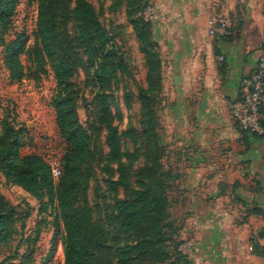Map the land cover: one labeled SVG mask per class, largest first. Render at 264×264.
Here are the masks:
<instances>
[{
    "label": "trees",
    "instance_id": "16d2710c",
    "mask_svg": "<svg viewBox=\"0 0 264 264\" xmlns=\"http://www.w3.org/2000/svg\"><path fill=\"white\" fill-rule=\"evenodd\" d=\"M19 3L20 0H0V54L12 82L26 78L40 81L50 72L54 74L57 88L52 106L67 148L61 160L62 174L55 178L51 164L42 155L22 154L25 131L5 116L0 122V174L8 184L36 198L40 202V214L49 207L53 210L55 233L51 254L57 247L61 222L64 264H192L182 249L184 242L178 239V228L168 219L171 177L162 171L156 156L140 174L139 189H131L130 175L122 162V140L133 138L135 131L119 132L109 93L125 64L94 6L88 0H37L38 14L31 38L25 31L11 36ZM127 3V17L146 60V85L139 88L138 94L142 134L150 139L157 125L156 99L163 89V60L152 35L151 22L143 15L145 3L142 5L137 0ZM228 30L231 35L220 39L231 38V25ZM79 71L97 89L93 123L87 126L79 118L78 93L72 83ZM260 113L264 128V106ZM101 129L106 133L108 162L117 164L119 173L117 180L109 182V187L113 191L119 188L129 191L127 199L115 202L112 212L107 214L108 221L120 235L133 236L132 243L112 241L109 230L95 221L88 200L93 164L100 155ZM250 134L264 137V134ZM18 221L17 208L0 193V246L15 237ZM41 230L38 225L34 235L23 242L26 251L21 264H34ZM259 236L264 237V232ZM255 250L264 256V247L257 246Z\"/></svg>",
    "mask_w": 264,
    "mask_h": 264
},
{
    "label": "crops",
    "instance_id": "0c3cea01",
    "mask_svg": "<svg viewBox=\"0 0 264 264\" xmlns=\"http://www.w3.org/2000/svg\"><path fill=\"white\" fill-rule=\"evenodd\" d=\"M153 1L169 121L178 126L170 145L178 157L169 162L184 177L189 257L192 264H264L255 250L264 247V137L243 131L230 109L264 56V0ZM212 17L232 26L231 38L209 35Z\"/></svg>",
    "mask_w": 264,
    "mask_h": 264
},
{
    "label": "rangeland",
    "instance_id": "374dc122",
    "mask_svg": "<svg viewBox=\"0 0 264 264\" xmlns=\"http://www.w3.org/2000/svg\"><path fill=\"white\" fill-rule=\"evenodd\" d=\"M88 1L94 6L102 26L114 39L121 59L125 64L124 70L118 74L117 80L112 85L109 93L113 98L114 123L118 127L119 132L135 131L133 138L125 137L122 140V162L130 175L131 189H139L137 182L140 179V174L156 156L161 163L162 171L168 172L171 177V182L168 186L171 198L168 219L178 228V239H181L184 243L186 242L183 248L184 252L187 255L192 254L193 251L190 252L192 243H188L191 240L188 239L187 233L182 235L183 226L189 221V217H186L182 212L183 209L179 197L184 177L183 173L179 172L178 166H170L169 162V159L174 157L173 153L175 157H178V150H176L177 147L175 145V148L172 149L173 151L170 152V145H177L178 131L177 124L172 125L169 121L168 112L170 107L173 106L170 95L163 85V89L156 99L157 125L154 137L145 138L142 134L138 90L141 86L146 85L147 67L145 57L140 51L132 25L127 17V0ZM137 1L141 2L142 5L145 3L146 9L143 12L145 17L148 8H152L156 12L153 0ZM239 9L237 8L238 12ZM37 14V0H20L17 14L12 24L11 36L25 31L32 38ZM158 15L157 13V17ZM229 18L232 20V15ZM154 20V18L148 19L151 22V27H153ZM159 48L162 58L160 45ZM72 83L78 93L79 118L87 126V124L93 123L95 112L94 98L97 94V89L83 71L76 73ZM56 88L57 84L52 72L40 81L26 78L21 82H12L0 54V122L5 116H8L16 127H21L25 131L23 155L40 154L51 166L56 164L61 168V160L67 147L60 136L56 125L55 111L52 106ZM172 133L175 135H172ZM99 135L100 155L93 164L88 200L93 209L95 221L109 230L112 241L118 239L122 241L120 244L125 242L132 243L135 240L133 236L124 237L120 235L118 229L108 221L107 214L109 215L112 212L115 202L127 199L129 191L120 188L117 191L110 189L109 182L111 180L115 181L119 177L118 168L117 164L108 162L109 148L106 146L105 131L101 129ZM155 142L156 145H154ZM0 193L10 204L17 208L19 213L15 237L8 244L0 246V264H21V257L26 251V246L23 242L29 235H34L38 225L42 230L36 245L34 264H64V231L61 222L60 231L56 239L57 247L54 253L51 254L52 240L55 233V220L51 207L48 208L47 212L40 214V202L22 188L8 184L1 174ZM23 222L25 223L24 227L22 226Z\"/></svg>",
    "mask_w": 264,
    "mask_h": 264
},
{
    "label": "built area",
    "instance_id": "2783aa9c",
    "mask_svg": "<svg viewBox=\"0 0 264 264\" xmlns=\"http://www.w3.org/2000/svg\"><path fill=\"white\" fill-rule=\"evenodd\" d=\"M156 12L152 8L146 11V18L152 19ZM230 24L224 19L212 17L208 21V32L213 37H226L231 35L229 32ZM219 63H223L224 57L218 58ZM264 106V56L260 58L254 71L244 77L240 85L239 99L231 104V115L239 127L250 133L258 135L264 134L261 124L260 110ZM52 173L55 178L62 174L61 168L52 165ZM192 246V244H191ZM252 250V248H250Z\"/></svg>",
    "mask_w": 264,
    "mask_h": 264
}]
</instances>
